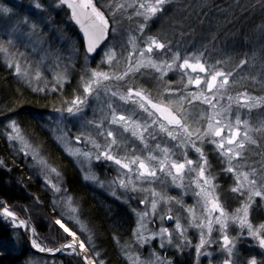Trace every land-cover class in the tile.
I'll return each instance as SVG.
<instances>
[{"label": "rangeland", "instance_id": "rangeland-1", "mask_svg": "<svg viewBox=\"0 0 264 264\" xmlns=\"http://www.w3.org/2000/svg\"><path fill=\"white\" fill-rule=\"evenodd\" d=\"M107 1L110 6L104 5L103 8H99L94 0L93 3L104 12L105 16L111 17L115 14L120 24L122 22H126L124 26L126 29L125 32L127 33L125 35L120 33L119 37H117L119 43L115 46L116 55L111 65L106 64L103 67L97 68V65L91 63L90 60L85 61L82 55L83 49L79 43V37L74 36L70 32V26L64 25V23L59 22L60 20L55 19L57 11H60L62 6L55 7L54 0H0V8L9 7L13 10V14L8 15L0 12V53L3 56L2 59L7 63V65H18L20 67L21 75H17L14 68L10 67V69H12L18 79L30 86L31 89H41V91H39L40 93L51 94L64 89L68 85L64 81L68 79L72 80L74 76L78 77L79 81H81L82 78L87 80V76H85L84 73L88 68H96L98 71L106 72L111 76H123L124 72L128 71L129 65H131L133 68L139 66L140 70L139 72L130 73L131 79L128 80V83L134 87L138 86L136 87V90L138 91L147 90L145 94L150 92L153 96H155L158 94V90L159 92H166L167 89L160 87L158 83V81H164L166 84L176 86L174 90L183 89L186 90L187 93L195 91L208 96L210 99L213 96H223L224 99L217 102V110L220 112V115H218L216 119L224 121L221 126H225L226 128V125L229 122L234 124L236 115H239L241 120L247 121L249 125L248 129H245L242 126L241 132L243 133L247 130L249 136L256 141L255 144H252L251 141L245 142V150L243 153L245 160H238L233 166L237 167L240 172H248L250 179L264 175V148L262 147V141L260 143L259 139V136L264 132V122L256 123L252 120V114L248 112L243 113V110H256V108H260L259 106L262 104V99L260 98L262 97L256 92H253L252 94L248 93V89L245 88L243 91L247 92L248 96L256 98V100L254 102L255 106L251 108L243 106L242 94L245 92L236 87L235 81H237L238 78L234 76L233 69L227 70L226 67L222 66V62L219 61H207V59L201 56V53H194L195 58H192L191 62L195 63L199 60L204 62L206 68L209 70L215 67L217 71L232 73L229 76V84L226 86V91L208 90L206 85L203 83V80L208 79L209 77H207L204 73H200L199 70H197V72H192L191 69L183 70L174 64L172 70H168L166 68L165 73L161 74L158 68L147 66V62L149 60L156 65L171 63L172 57L176 53H179L181 56L178 63H182L183 58H191V54L193 53L191 52L188 55L182 54L183 52L180 51L178 46L174 44L170 48V51L166 53H161L158 49H153L152 53H148L145 50L144 42H146L150 37L156 36L153 35L155 34L154 31L139 35V26L144 23V18L140 15V13L142 11H146V9H140L139 5L144 4L146 6H151L154 4L155 0ZM32 2H39L43 4L44 7L49 9L52 20L54 21V26H43L42 34L33 37L31 40L20 39V33L28 31L27 27L19 23L23 16H28L31 21H38L41 16L45 15V13L30 7ZM222 13L223 10H221V14ZM216 15V17H218L219 13H216ZM152 18H149V20ZM122 26L123 25L120 27ZM227 26L228 24L226 22L224 26L219 28H228ZM263 30L264 28H260L261 32ZM156 38L159 39L158 37ZM9 40L12 41L13 46H10L7 43ZM141 52L144 54L141 55ZM77 53H80V55L78 56ZM78 62H80L81 65H79ZM197 75L201 77L202 84L200 86H196L194 84L188 85V77L195 79ZM26 80L31 81V83H26ZM75 89L76 87L74 90ZM126 91V88L119 82L109 84L108 90L102 93L99 99H93L91 101V107L88 111V119L95 120L97 125H99L100 122L109 115V105L111 104L112 107L116 109L117 114H121L122 112L125 116L131 117L133 123L139 122L143 127L151 128V119H147L142 115L134 116L133 111L135 110V106L126 104L125 102L119 100V96L124 95ZM112 92L116 93V96H111L110 93ZM75 95L83 94L80 90L76 89ZM228 96H231L233 99L229 101L227 99ZM180 98L181 97L165 96V101L167 104L169 100L177 101ZM238 99L241 100V105H237L236 101ZM194 105V107L189 109L191 112L189 123L196 128L206 126V124L201 125L200 123H196V121L210 116L212 110L202 102H194ZM67 106L68 104H65L62 108H66ZM184 106L186 108L188 107L187 104ZM226 110L231 112L230 119L225 117L223 114ZM254 113L257 114L258 112L254 111ZM259 118H261V116H259ZM45 120L51 127V134L56 143H58L59 146L78 164V166L83 169L84 177H95V179H84V181L91 183L94 187L96 186L95 188H97L99 193L98 195L100 197L99 201L102 203L104 201L102 205H104V207L110 211L111 214H113L115 210H120V215H124L126 217L125 220L129 219V224L131 223V225L128 224L125 227L126 229L123 230H127L125 233L126 238L121 242L119 241L121 243L120 246L121 249H123L124 256L127 258L128 264H160V261H167L168 259L175 261V259L183 257L192 258L194 260L192 264H209V258L203 254L205 251L214 253L211 257L212 264H220L223 257L216 253V246L202 249L201 255L197 256L195 246L199 243V232L195 228L187 227L186 220L190 219L189 214L186 212L187 206H195L196 215L198 217H202V210L197 203L196 198L192 195V190L195 186V174H184L175 183H173L170 177H167L166 174L158 171V177H164L165 179V185L163 186L158 181L150 183L148 181L140 180L135 174L125 175L124 171H120L118 166H110L104 163H101L100 165L94 160V158H89L84 155L85 152L94 153L92 141H95V143L100 145L105 143L104 139L97 134L95 127L90 126L88 128H82L79 121L65 119L62 111L50 113L47 115ZM9 125L10 122L7 125L8 128ZM109 130L118 132V141L123 137V139L127 141L128 145H134L136 155H139L142 158L147 155V153L143 150L142 144L136 137L131 136L130 132H124L118 127H112ZM12 135H19V139L10 140V142L20 151V153H22L25 157L30 158L29 164L33 173L41 177L47 189H50L51 193H53L54 200L58 203L57 207L59 211L57 213L59 214V218H53V220L51 219L52 221L50 219H44L42 216L46 218L47 216L40 213L41 209H37L34 206H24L22 208L20 206L12 207L5 200L3 201L7 203V206L10 207L12 211H18L21 214H23V211L25 213L26 211L28 213H32L34 219L30 221V225L35 227L36 233L39 237L38 242L41 243L42 247L55 248L60 246V244L65 243L64 241H60L59 238H61V236L66 237V234H64L62 229L54 223L58 219L63 220L68 227H70L73 231H76L78 239H83L82 234H84V232L91 236L89 225L84 223V220L79 212L78 204L73 195L68 192V190L67 193H56L55 190L52 189V184H55L57 188H61V182H59L61 174L58 167L42 153L41 149L34 144L31 139H29L19 125L18 129L12 132ZM76 135H81L82 139L77 141L75 139ZM225 135H227V129L225 131ZM89 137H91V140H89ZM145 137L146 142L152 148L154 155L162 156V150L165 147L173 149V144L170 142V138L164 137L163 139H160L158 137L156 143H158L160 147L156 148L147 133L145 134ZM209 150L210 149L208 147H205L206 153ZM73 152L78 154L73 155ZM112 154L116 153L113 152ZM126 154L131 155L132 152L130 150H126V152H120L119 156L123 157ZM188 158L196 160L197 154L190 150L188 152ZM209 159L212 160L214 165L213 172L217 174V178L213 182L222 186L223 189H227L226 193L222 192L221 189H217L216 191L221 193V202H226V210L228 213L234 214L242 202L234 200L233 195L231 194V189L236 186L234 182L235 178L232 174L219 175L221 173V165L218 164L212 156H209ZM95 166L96 170L99 168V170L102 171V174L98 173V170L97 172L94 170ZM252 169L256 170L255 173L252 172ZM207 174L208 173L206 172V175ZM119 179H124L126 182L136 184L138 189L143 190L140 199L147 198L149 203L142 206L143 204H138V200L135 197L129 199L126 195H124L125 190L118 186ZM94 181L95 183H93ZM181 182L186 185L184 189L179 187ZM257 184V190H262V188H264V186L259 184V180H257ZM61 189L65 188L62 187ZM149 189L160 193L164 198L160 199L159 197H156L157 208L155 210V215H152L150 201L153 199V196L151 195V192L148 191ZM113 192H115V195H113ZM108 200L114 203H112L111 206H107L106 201ZM177 201H179V203H177ZM262 204H264V199L257 197L253 207L250 209L249 218L251 222L257 226L260 223H264V206H261ZM3 207V205H0V211H2ZM17 208H19V210ZM72 209H75V211H72ZM169 211L174 213L175 216H179L181 224L186 228L188 240H190V244L185 247L184 252L181 255H177L175 247L172 246H166L163 249H159L158 241L155 240L151 241L150 245L139 243L136 231H134L138 230L140 235L143 237H150L160 226L158 224V226L155 227L154 224H151V220H156L159 215H165L166 212ZM45 220H47V223H45ZM141 221L143 223V228L140 227L139 222ZM54 224L57 227V232H55L56 234L53 233L55 228ZM163 226L172 229L174 227V223L170 225L164 224ZM237 233L238 226L231 225L229 235L231 237H235ZM212 235L214 239H219L215 229ZM84 238H86V240L91 239V237L87 235ZM53 240H55L56 243H53ZM174 243H178L183 246L185 241L183 239H177L176 234L174 233ZM251 244H253V241L250 238L239 242L238 248L242 258L251 256L259 258L262 254H264L259 247H249ZM61 255L71 254L62 252ZM157 257H159L160 260H157ZM77 258L82 264L81 259L78 256Z\"/></svg>", "mask_w": 264, "mask_h": 264}, {"label": "snow or ice", "instance_id": "snow-or-ice-1", "mask_svg": "<svg viewBox=\"0 0 264 264\" xmlns=\"http://www.w3.org/2000/svg\"><path fill=\"white\" fill-rule=\"evenodd\" d=\"M55 7H65L70 10L72 21L78 26L80 30V37L82 40L83 58L85 61L90 60L91 63L96 64L97 68L103 67L106 64L111 65L116 55L115 46L119 43L117 37L120 35V23L116 15L106 17L104 12L101 11L94 3L93 0H54ZM169 4V0H155L151 6L140 4V9H146L142 11L140 15L144 18V23L139 26V32H145L149 27V18L156 17L157 14L163 15L165 6ZM30 7L45 13L38 21H31L28 16H23L19 23L28 28L27 32L20 33V39L31 40L33 37L42 34L43 26H54V21L51 17V12L48 8L44 7L39 2H32ZM0 12L4 14H13V10L9 7L0 8ZM112 20V24H109V20ZM7 43L10 46L12 41ZM145 43V50L148 53H152L153 49L160 50L161 53L170 51L172 45L166 43L161 37H150ZM123 47V46H121ZM144 53L141 52V55ZM79 56L80 53H77ZM204 53L201 52V56ZM192 58H195V54H191V58H183L182 63H178L181 59L179 53H176L172 57L171 63H163L156 65L151 60L147 62V66L158 68L161 74L165 73V69L172 70L175 64L178 68L183 70L191 69L192 72L204 73L208 79H204L203 83L208 90L220 91L227 90L226 86L229 84V76L231 72L217 71L215 67L211 70L206 68L204 62L197 60V62H191ZM246 61L241 60L240 65L245 64ZM14 68L17 75H21L20 67L18 65H8ZM140 67L133 68L129 65L128 71L124 72L123 76H111L106 72L98 71L96 68H88L84 75L87 76V80L83 78L78 81L76 89L80 90L83 95H74V99L67 102L68 106L62 111L64 118L68 120H76L81 123L82 128H88L93 126L96 128L97 134L100 135L105 143L103 145L92 141L93 152H85L84 155L89 158H94L98 163H104L107 165L118 166L120 171H124L125 175L135 174L140 180L152 182H159L162 186L165 185L164 177H158V171L166 174L171 178V181L175 183L184 174H195V186L192 190V195L196 198L202 210V217H198L195 213V206H187L186 212L189 214L190 219L186 220L188 228H195L199 232V243L195 246L197 256L201 255L202 249H207L216 246V253L221 255L220 264H264V254L259 258L256 256L243 257L239 252L238 244L242 240L251 239L253 244L249 247H259L264 251V223H260L258 226L254 225L250 220V209L253 207L255 199L260 197L264 199V188L257 190L259 184L264 186V175H260L257 178H249L248 172H240L237 167L233 166L238 160H245L243 155L245 150V142L251 141L255 144L248 131L241 132V127L248 129L249 125L247 121H242L239 115H236L234 124L229 122L225 126L223 120H217L216 117L220 115L217 110V102L223 100L224 97L213 96L211 99L208 96L199 92L187 93L186 90H174L176 86L166 84L164 81H158L159 86L167 89L166 92H159L155 96L152 93L145 94V91H138L136 87L128 83L131 79L130 73L139 72ZM219 78V83H218ZM65 83L71 87V80H65ZM115 82L121 83L126 88V93L119 96V100L126 104L134 105L135 110L133 115H142L147 119L152 120V127H143L139 122L133 123L132 118L125 116L122 112L117 114L116 109L109 105V115L104 118L103 121L97 125L95 120L88 119V111L91 107V101L93 99H99L100 95L108 90L109 84H115ZM26 83L31 81L26 80ZM188 85L200 86L202 79L199 75L195 79L188 77ZM41 91V89H36ZM55 90V89H53ZM111 96H116V93H110ZM165 96L167 97H181L177 101L169 100L166 104ZM243 106L251 108L255 106L256 98L248 96L247 92L242 94ZM227 99L231 101L233 98L228 96ZM194 102H202L212 110L211 115L196 121L202 126L201 128L193 127L189 123V117L191 112L189 109L194 107ZM237 105H241V100L236 101ZM187 104V108L184 106ZM95 114V113H94ZM225 117L230 119L231 112L225 111ZM107 124V126H106ZM112 127H118L124 132H130L131 136L136 137L143 146V150L147 155L142 158L135 154V146L128 145L127 141L123 137L118 141V132L109 130ZM9 131L7 133L9 140L19 139V135L13 136L12 132L18 129L17 121H10ZM227 129V135L225 131ZM153 141L156 148H159V144L156 143L157 138L163 139L164 137L170 138V142L173 144V149L165 147L162 152L163 155H154L152 148L146 142L145 134ZM154 133V134H153ZM163 134V135H161ZM75 139L80 141L81 135H76ZM91 140V137H89ZM199 145V146H198ZM205 147L210 150L206 153ZM130 150L131 155L119 156L120 152H126ZM197 154V159L192 160L188 158L189 151ZM115 152L116 154H112ZM73 155L78 153L73 152ZM212 156L218 164L221 165V173L219 175L232 174L235 178V187L231 189L233 199L236 201H242L240 207L236 209L234 214H229L226 210V202H221V193L216 191L221 189L226 193L227 189H223L222 186L215 184L213 181L217 178V174L213 172V163L209 159ZM255 169L252 172L255 173ZM206 172L208 173L206 175ZM211 177V178H210ZM85 180L95 179L94 176H85ZM50 183V182H49ZM118 186L124 189V195L129 199L135 197L140 204L147 205L149 200L147 198L140 199L142 189H138L136 184L126 182L124 179L118 180ZM181 189H184L186 185L181 182L179 184ZM52 189L56 193H67V189L57 188L55 184H52ZM151 192L153 199L150 201L152 215H155L157 208V199H164L160 193L155 192L152 189ZM115 195V192H113ZM0 203L4 201L0 200ZM71 203V202H70ZM179 203V201H177ZM261 206H264L262 204ZM26 211V210H25ZM75 211V209H72ZM26 215H32L26 211ZM0 218L4 219L6 223H10L15 228H22L26 231H30L28 243L32 248L39 250L40 252L56 253L65 252L79 256L82 264H107V261L100 259L101 253L96 251V246L93 244H85L83 239L77 238V232L73 231L63 220H56L54 223L62 229L66 237L69 238V242L60 245L59 247H42L38 242L39 237L36 233L35 227H32L29 221L20 219L15 211H12L10 207L4 206L0 211ZM166 221H174V227L169 229L164 227ZM140 227L143 228L142 221L139 222ZM156 224H159L157 231L153 232L150 237H143L138 230L136 231L137 240L139 243L150 245L151 241H158L160 248L166 246L175 247L177 255H181L184 252L185 247L190 244V240L187 237V231L184 225L181 224L179 216L173 215H159L155 220ZM231 225L238 226V233L235 237L229 235ZM217 232L219 239L213 238V231ZM174 233L177 239H183L184 245L181 246L178 243H174ZM65 238V237H62ZM10 242L18 243V238L9 236L5 239L0 236V254L3 251L9 250ZM56 243L55 240L52 241ZM91 248L95 259H90L87 253ZM209 258V264H212L211 257L213 252L205 251L203 253ZM157 260H160L157 257ZM160 264H174V261L168 259L167 261H160Z\"/></svg>", "mask_w": 264, "mask_h": 264}, {"label": "trees", "instance_id": "trees-1", "mask_svg": "<svg viewBox=\"0 0 264 264\" xmlns=\"http://www.w3.org/2000/svg\"><path fill=\"white\" fill-rule=\"evenodd\" d=\"M94 1L99 8L110 6L107 0ZM216 13H219L218 17ZM62 14L61 21H67L61 23L70 26L76 34V26L69 22L68 13ZM110 22L112 24V20ZM226 22L228 28H219ZM125 24L126 22L120 24L123 25L120 27L123 35L127 34ZM260 28H264V0H170L163 15L158 13L150 19L149 27L145 32H139V35L154 31L153 35L159 39L162 37L166 43L177 45L182 54L203 52L207 61H219L227 70L233 69L234 76L238 78L235 81L238 89L243 91L247 88L248 93L256 92L262 97L260 108L243 110V113L248 112L256 123H263L264 30L261 32ZM2 58L0 53V200H5L12 207L34 206L41 209L40 213L47 216H42L44 219L59 218V209L54 205L52 193L43 180L33 173L30 158L20 153L8 139L7 125L15 120L29 139L58 167L62 178L60 182L74 195L79 212L89 222L91 239L88 244L96 246V251L101 253L100 259L107 261V264H128L118 242V238L121 241L124 237L120 227H126V217L120 214L112 217L110 211L101 205L90 185L82 181L81 173L73 160L53 140L47 128L45 119L51 110L63 109L74 98L78 77L72 78L71 87L67 85L51 94L40 93L18 79ZM241 60L246 63L237 67ZM78 64L81 65L80 62ZM259 139L264 148V132ZM23 214L21 215L29 223L34 219L24 211ZM53 231L56 234V225ZM0 236L5 239L9 236L18 238V243L10 242L9 250L0 254V264H81L72 255L47 256L32 252L27 247L21 228L14 230L2 218ZM68 239L62 236L59 238L64 242ZM85 254L90 259H95L91 248Z\"/></svg>", "mask_w": 264, "mask_h": 264}, {"label": "flooded vegetation", "instance_id": "flooded-vegetation-1", "mask_svg": "<svg viewBox=\"0 0 264 264\" xmlns=\"http://www.w3.org/2000/svg\"><path fill=\"white\" fill-rule=\"evenodd\" d=\"M154 225H155V227L158 226V224H154ZM178 259H175L174 264H192V262L194 261L192 258H185V257L178 258ZM177 260H178V262H177Z\"/></svg>", "mask_w": 264, "mask_h": 264}, {"label": "water", "instance_id": "water-1", "mask_svg": "<svg viewBox=\"0 0 264 264\" xmlns=\"http://www.w3.org/2000/svg\"><path fill=\"white\" fill-rule=\"evenodd\" d=\"M74 24H75V23H74ZM19 218L22 219L20 216H19ZM28 232H29V231H26V230H25V236H26L27 239L29 240V236H28L29 233H28ZM29 246H31V245L29 244ZM31 248H32V246H31ZM32 249H33V251H35V252H37V253H43V254H47V255L49 254V253H47V252H40L39 250H36V249H34V248H32Z\"/></svg>", "mask_w": 264, "mask_h": 264}, {"label": "bare ground", "instance_id": "bare-ground-1", "mask_svg": "<svg viewBox=\"0 0 264 264\" xmlns=\"http://www.w3.org/2000/svg\"><path fill=\"white\" fill-rule=\"evenodd\" d=\"M109 212V211H108ZM114 212V211H113ZM110 215L112 216V217H114V216H119V214L117 213V212H114L113 214H111L110 213ZM124 224V223H123ZM123 230H125V228H121L120 227V231H122V232H124Z\"/></svg>", "mask_w": 264, "mask_h": 264}]
</instances>
